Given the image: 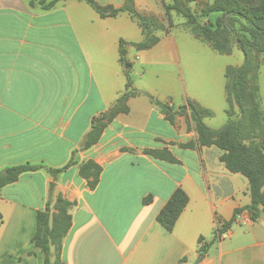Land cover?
Segmentation results:
<instances>
[{
	"label": "crops",
	"instance_id": "0c3cea01",
	"mask_svg": "<svg viewBox=\"0 0 264 264\" xmlns=\"http://www.w3.org/2000/svg\"><path fill=\"white\" fill-rule=\"evenodd\" d=\"M133 1L139 13L156 17L163 15L162 3L172 2ZM96 2L121 8L126 0ZM156 36L154 47L139 51L132 44L144 40V30L128 12L102 17L83 0H58L49 10L35 0H0V172L38 167L0 191V264H44L32 242L37 217L48 204L54 212L59 197L74 203L62 243L65 264H264V221H253L246 211L235 215L251 204L248 179L226 169L221 149L198 144L189 110L177 114L194 103L212 113L204 119L207 127L223 128L210 122L215 109L209 104L222 107L225 100L227 114L226 71L242 67L244 53L235 46L224 55L240 59L218 69L225 93L218 87L216 99L206 100L187 89L183 93L174 71L149 68L157 56L172 62L179 52L171 29ZM122 42L138 93L100 141L83 149L94 118L128 91ZM259 86L264 111V65ZM151 98L172 109L173 122ZM152 150H168L178 163L146 153ZM88 161L103 170L95 189L79 173ZM67 165L57 178L50 171ZM177 188L189 203L170 232L157 217ZM148 197L152 201L145 204ZM232 220L216 239L217 230ZM204 244L212 245L201 259Z\"/></svg>",
	"mask_w": 264,
	"mask_h": 264
},
{
	"label": "trees",
	"instance_id": "16d2710c",
	"mask_svg": "<svg viewBox=\"0 0 264 264\" xmlns=\"http://www.w3.org/2000/svg\"><path fill=\"white\" fill-rule=\"evenodd\" d=\"M45 10L55 6L58 0H35ZM91 5L102 17H116L120 13L128 12L144 30L145 38L141 43L133 44L139 51L148 50L154 47L159 38L156 33L168 31L169 27L164 26L156 16H148L136 10L133 0H126L121 8L114 6H100L95 0H83ZM202 0H172L171 4H164L165 12L179 11L186 19V28L200 41L207 43L214 51L222 55H230L233 48L237 46L245 56V63L240 68L229 67L226 71V91L229 103L227 114L229 122L220 130H212L204 124V119L212 113L194 103L181 107L177 114L183 115L189 110L190 121L198 135V144L201 147H218L223 151L220 161L226 169L235 174L246 177L250 185L251 204L243 209L237 210V216L243 211L250 214L255 222L261 220L264 213V111L260 99L259 71L264 65V57L260 60L253 53L264 54V0H257L258 5L254 6L255 0H215L213 4H207L201 15L211 19L212 14L218 15V21H208V24H200L197 16L187 8ZM32 4H35L34 2ZM181 6V9L179 8ZM220 18V19H219ZM172 28V27H170ZM125 43L121 44V62L125 67L128 91L124 93L118 102L106 113L94 118L92 127L88 133L83 149H91L101 139L102 134L110 123L120 113H127V102L130 97L137 95L133 89L131 78V64L126 59ZM152 101L162 108L170 116L173 122L174 114L172 109L162 102ZM235 107L241 115L235 119L232 113ZM189 147V146H188ZM148 155L178 163V160L168 151H147ZM66 167L58 170H50L55 178ZM38 167L32 165H19L0 172V191L9 184L19 180L22 173L36 170ZM102 167L94 161H88L80 165V176L88 181L90 189H95L102 175ZM152 197L144 200L149 204ZM189 203V197L182 188H177L165 208L160 212L157 221L168 231L172 232L177 220L184 212ZM74 203L59 197L52 212L51 204H48L45 211L39 212L37 217V230L32 240L35 247L42 253L44 264H65L61 261V250L64 238L72 226L70 209ZM234 220L227 222L223 228L217 230L216 239H221L228 231ZM204 239H200L203 243ZM212 244H204L200 248V258L204 259L209 247ZM54 248L55 261H52Z\"/></svg>",
	"mask_w": 264,
	"mask_h": 264
},
{
	"label": "rangeland",
	"instance_id": "374dc122",
	"mask_svg": "<svg viewBox=\"0 0 264 264\" xmlns=\"http://www.w3.org/2000/svg\"><path fill=\"white\" fill-rule=\"evenodd\" d=\"M97 1L105 4L111 0ZM255 3L256 5L259 4L257 0H255L254 6H256ZM164 4L166 5V2L162 3L161 13H163V15L158 17V20L164 26H167L169 29H171V33L177 40L179 52L174 56L172 62L162 58L161 56H157L155 61L156 64L149 66V68L166 70L167 72L174 71L180 80V82H178L180 88L182 87L181 89L183 93L185 89H187L188 93H196L202 97V99H216L218 87L221 89V92L224 91L225 93V76L223 71L218 73V69L220 67H225L227 63H237L240 57L238 55H219L212 51L209 47H207V45L195 39L191 33L187 32L183 28L182 25L185 26L186 19L182 13L179 11H171L169 12L168 17L165 12ZM206 5L199 1L192 4H187V8H189L191 12L197 16L198 22L200 24H208V21H213L216 23L218 21L217 14H212L209 16L211 19L201 15V12L206 7ZM179 8L182 10L181 6H179ZM184 37H186L189 42L187 41V43H185L183 40ZM132 52H134L133 54H136L137 51L134 50ZM252 56H256L258 60H261L264 57V54H259L257 56V54L253 53ZM136 77V71L135 68H133L131 71L133 89ZM212 103L213 104L209 105H211L210 107H214L215 117L210 119V122L214 127L221 128L229 122V116H227L225 112V109L227 108V102L224 100L222 107L219 106L217 102ZM232 113L235 117L237 116V118L240 119L241 115L238 109H233ZM52 261H55V254L52 255Z\"/></svg>",
	"mask_w": 264,
	"mask_h": 264
},
{
	"label": "water",
	"instance_id": "95a60500",
	"mask_svg": "<svg viewBox=\"0 0 264 264\" xmlns=\"http://www.w3.org/2000/svg\"><path fill=\"white\" fill-rule=\"evenodd\" d=\"M261 220L264 221V213L261 214Z\"/></svg>",
	"mask_w": 264,
	"mask_h": 264
}]
</instances>
